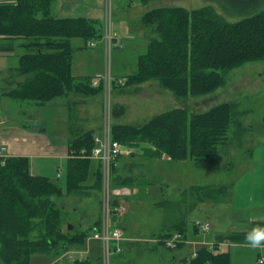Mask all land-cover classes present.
<instances>
[{
    "label": "trees",
    "instance_id": "1",
    "mask_svg": "<svg viewBox=\"0 0 264 264\" xmlns=\"http://www.w3.org/2000/svg\"><path fill=\"white\" fill-rule=\"evenodd\" d=\"M54 1L0 0V51L14 54L18 49L16 71L26 76L7 93L12 98L42 105L70 93L87 96L103 92L101 82L94 86L91 77H77L71 71L74 52L88 48L89 40H100L103 28L93 18L54 16ZM138 1L146 4L150 0ZM213 1L225 17L236 19L228 21L207 5L192 9L159 6L143 13L140 28L150 29L157 37L148 40L145 52L137 56L135 69L124 77V85L117 77L111 79L110 95L115 84L135 86L147 81H157L176 99L204 95L224 85L231 69L264 59V0ZM120 111V105H114L111 114L115 116ZM242 113L235 101L190 114L186 107H177L154 114L142 123H112L110 132L120 144L139 148L143 155L198 162L217 155L222 145L241 140ZM94 134L89 130L69 139L63 187L33 172L26 156H0V264H29L34 252L84 242L83 231L70 236L63 232L62 211L51 198L83 188L100 190L99 164L92 171L93 183L86 185ZM116 169L114 166L111 185L128 184ZM225 188L222 184H206L189 190L215 199ZM202 198L196 199L203 202ZM172 230L183 231L184 222ZM35 231L36 237L29 238ZM168 231L164 229L156 235L163 238ZM189 264L232 263L230 253L215 243L200 245Z\"/></svg>",
    "mask_w": 264,
    "mask_h": 264
},
{
    "label": "rangeland",
    "instance_id": "2",
    "mask_svg": "<svg viewBox=\"0 0 264 264\" xmlns=\"http://www.w3.org/2000/svg\"><path fill=\"white\" fill-rule=\"evenodd\" d=\"M97 1L100 3L101 9L97 10L100 14L96 19L99 21V26L104 29L106 0ZM170 5L182 6L187 9L207 5L213 6L222 15L224 13L218 10L216 6L218 4L213 0H150L146 4L138 0H133L132 2L128 0H110L106 8L107 18L110 20L107 24L110 25L113 31L116 29L117 36L112 42L110 50L105 52L104 62L103 54L100 55L99 51L104 49L103 41L100 39L96 42L95 47H98L99 50L95 48V51H98V53H93L91 61L93 70L98 68L99 72L103 71V64L106 63L111 79L115 77L124 79L129 73L133 72L136 65V57L145 52L150 38L157 37V33L152 32L148 28L143 30V34L138 33L140 16L144 10L147 11L155 7ZM223 17L228 21L236 19L228 16L225 17L224 15ZM117 26L120 28L119 33L116 28ZM154 82L156 84L152 82L151 89H146L145 93L134 91V86L116 85V87H111V112L115 104L124 107L123 113L117 118L112 114L110 115L111 123L122 122V120L128 119L133 122L132 124H136L146 121L154 114L172 108L186 107L188 114H190L193 112H203L221 102L235 101L238 104V109L243 112L239 118L242 126H244V130H241L239 127L241 130L240 141H233L231 144L222 145L217 155L210 159H204L198 165H195L192 159L155 160L154 164L148 163L147 165L150 164V166L146 168L144 165H133L140 164L138 160L144 158L143 156L146 155L124 156L125 159L130 160L128 161L130 162L128 167H130L131 172L137 171V168H139V173L136 174L137 180L148 183L156 182V186H158L155 190L152 185L149 190L146 187L140 189L139 195L136 196L139 201L132 200L135 194L128 197L132 201L129 204V208H132L133 211L130 210V213H135L138 218L145 217L144 223L139 222L142 225L141 227H143L142 229L145 230L143 233L149 235L152 232H159L162 225L184 219L186 222L184 225L187 228L188 234H192L193 226L191 222L196 218H200L202 220L209 219L211 224V228L207 230L196 229L198 236L204 237L212 231L226 232L236 226L244 225L248 227L255 219L264 220V206L253 205L255 209L252 206L247 211H241L232 206L231 198L232 184L236 179H239L249 171V162L255 150L258 147L264 146V59L247 61L241 66L231 69L225 77L224 85L204 95L176 99L169 90L162 88L157 81ZM81 96L85 99V103L91 106L93 111L92 116L96 117L98 123L101 124L103 106V103H101V92L96 95L87 96L71 93L68 97L70 99V97L77 98ZM54 100L55 103H59L61 106L64 105V107L66 106L67 100L65 98L58 97ZM80 106L81 112L82 109L85 110V106ZM69 109L71 108H65V113ZM61 110L64 111V108H61ZM10 113L19 118L15 106H12ZM35 118H38L37 113L35 114ZM47 127L44 129L46 131L44 135L46 139L58 142L64 141L66 143V139L63 136H61L62 138L59 135L51 137L49 135V131L51 130ZM33 128L37 127L34 126ZM239 128L236 129L239 131ZM42 137L40 135L36 136V138ZM161 157L163 158L164 156ZM34 160L43 163L44 168L48 170V173H45L47 174L46 176H49L53 181L62 183V187L64 186L66 170V159L64 157L55 156L51 159L34 158ZM96 164V158H92L90 174L86 185L94 179L92 171L95 169ZM37 171L35 172L40 174V171ZM58 172L61 174L60 177H57ZM152 178H155L156 181H153ZM192 184H211L215 186L222 184L226 188L215 199H206L203 193L199 192V194L195 195L193 191L189 190L188 187ZM183 189L186 190L182 194ZM146 194L152 195L146 197ZM200 196H203V202H195V199H200ZM101 198V191L95 187H90L51 199L54 200L55 204L62 211L60 223L63 232L70 236L74 232L85 231L91 258L100 259L104 254L106 256L104 263L112 264L115 257H121V260H123L124 255L129 256V254H125V251L122 249L120 251L114 250L112 239L109 240L112 250L108 253V250L105 251V247H102L101 240L92 238L96 222L100 219ZM175 203L181 204L180 211L177 209ZM170 207L174 210V219L170 218V212L165 211ZM143 212L145 216L142 214ZM120 217L121 215H118L116 220H119ZM110 227L120 228L121 226L111 221ZM35 235L36 231L34 233L31 232L29 238L34 239ZM222 244L220 249L228 250L231 253L232 264H259L260 259L264 260V250H252L247 246V243L235 245ZM63 250L60 248L59 250L56 249L50 252H34L30 254L29 264H55L57 260L62 261L63 264H73L67 255L62 252ZM167 251L172 252L173 249ZM99 264H102V262L99 261Z\"/></svg>",
    "mask_w": 264,
    "mask_h": 264
},
{
    "label": "crops",
    "instance_id": "3",
    "mask_svg": "<svg viewBox=\"0 0 264 264\" xmlns=\"http://www.w3.org/2000/svg\"><path fill=\"white\" fill-rule=\"evenodd\" d=\"M99 9H101V7H100V3L97 0H55L52 5L51 12L56 17L84 16V17L96 19L100 14V12H97V10ZM145 12L146 11L144 10L143 13ZM116 28L118 29V33H119L120 28L118 26ZM143 30L146 29L139 27L138 33L143 34ZM114 32L116 33V29H114ZM95 48L98 49V47L95 46L93 48L92 47L78 48L74 52L72 59V66H71V71L74 76L91 77V75H93L95 72H99L98 68L96 70H93L94 68L91 67L93 53L94 52L98 53V51H95ZM99 51H100V55L103 54V62H104V49ZM17 52H19L18 49L14 54L0 51V146L5 147V154L9 156H26L29 161V166L31 167L30 169L33 172L38 170L40 171V175L46 176L47 174L45 173H48V170L44 168L43 163L35 161L34 158L51 159L55 156H60L66 159L69 153L68 145H67L69 139L85 131L93 130L94 132H96L99 129L100 123H98L96 117L92 116L93 111L91 109V106L85 103V99L82 98V96L77 98L70 97V99L68 96L71 93L68 96H63V98L67 100L65 107L64 105L61 106L59 103H55L54 99L58 97L50 99L49 101H47L42 105H37L33 103L31 100H19L17 98L10 97L7 93L10 90L16 89L19 86V84L22 82V80L26 78V76L18 75L16 71L17 60H18V55H16ZM74 66H75V70H74ZM103 69H104V64H103ZM123 81L124 79L118 78V82L122 83V85H124ZM152 82L153 84H156L154 81H147L138 84L137 86L135 85L133 87L134 91L145 93L146 89H151L150 87L152 86ZM116 85L118 84H115L114 86L116 87ZM80 105L85 106L84 107L85 110L82 109V112ZM12 106H15L17 108V115L19 116V118L16 115L10 113ZM67 107L71 109H69L67 113H65V108ZM61 108H64V111L61 110ZM120 108L121 111L117 113V115H115L116 116L115 118H117L123 113L124 107L120 105ZM36 113L38 118H35ZM115 123L132 124L133 122L131 120L124 119L122 120V122H115ZM34 126L37 128H33ZM46 126H48L47 128L51 130L49 131V135L51 137H56L59 135V137L62 138L61 136H63L66 139V143H64V141L58 142L55 140L51 141L49 139H46L44 136L46 133V131L44 130ZM39 135L43 137L36 138V136ZM64 145L66 146V148ZM122 154H121L122 156L120 155L117 158L116 171H118L119 174L123 176V178H127L128 184L121 186H124L126 189H128L130 191V195L126 197L118 198V201L121 205V212L118 215H121V217L119 220H116V217L118 215H115L113 218V222L121 226L120 228L123 230L124 234L121 240L113 239V247L119 245L121 249L125 251V254H129V256L124 255L123 260H121V257H115L113 259L112 264H189L192 251L196 247H199V245L208 242L216 243L220 245V247L221 245H223L222 243H225L227 245L245 244L247 243L245 241V233L254 225L264 224V220L255 219L248 227L241 225V226H236L226 232L212 231L211 233H209L204 237L198 236L197 234L198 232L193 228H192V234H188L187 228L184 225L186 242L184 244L179 245L177 248L173 249L172 252H168L167 250L169 249L166 248L156 239V234L163 231L164 229L170 230L173 227H175V225L178 223H180V225L182 226L183 222L185 221L184 219L182 220L179 219L177 222H170L162 225L160 227L159 232H152L149 235L143 233L145 232V230L142 229L143 227H141L142 225H140L139 222L144 223L145 217L138 218V216L135 215V213L134 214L130 213V210L133 211L132 208H129V204L132 203V201H130L128 197L135 194L132 200L139 201V199H137L136 196L139 195L140 189H144L146 187V189L149 190L151 189V185H152L155 190V188L158 186H156V182H152V183L140 182L139 180L136 179L137 177L136 174L139 173V168H137V171L131 172L130 167H128L130 165V162L128 161L130 160L125 159L124 156L141 155V150L139 148L138 149L136 148L134 149V147H130L128 149L125 148ZM143 157L144 158L138 160L140 164H133V165H140V166L144 165L146 168H148L150 164L149 165L147 164L150 162L154 164L155 160H161V161L171 160L169 158L152 157L148 155ZM199 163H201V161L198 162L194 161L195 165H198ZM97 165L98 162L96 166ZM152 180L156 181L155 178H152ZM92 183L93 181L90 182L88 185ZM198 185H206V184H192L188 188ZM184 190L186 189L182 190V194L185 193L183 192ZM150 195L152 194H146V197ZM195 202H197V199H195ZM198 203L200 202L198 201ZM175 205L177 206V209L180 211L181 204L175 203ZM253 209H255L254 206ZM165 211L170 212V218L174 219V210L172 207H170ZM142 214L145 216L144 212ZM118 221L120 224L118 223ZM184 224H186V222ZM80 244L81 245L77 246V248L86 251V253L84 255L85 256L84 259L81 261H77L76 264L77 263L99 264V261H101L102 258L100 259L91 258L90 248L88 242H86V238L84 242ZM75 245H79V244L77 243ZM230 257L232 258L231 253H230Z\"/></svg>",
    "mask_w": 264,
    "mask_h": 264
},
{
    "label": "built area",
    "instance_id": "4",
    "mask_svg": "<svg viewBox=\"0 0 264 264\" xmlns=\"http://www.w3.org/2000/svg\"><path fill=\"white\" fill-rule=\"evenodd\" d=\"M108 1L105 4V27L103 31V43L105 52L110 50L112 45L113 37L115 33L113 32L109 23V18H107L106 8L108 7ZM95 42L88 41L89 46H93ZM101 82L103 86L102 92V111H101V124L99 130L93 135L94 146L90 150V157L96 158L99 162L100 173H101V217L99 224L95 227L92 232V238L99 239L102 242L105 251L108 250L110 253L109 240H119L122 237V231L118 227H110L112 221V214L117 213L121 210V206L115 203L114 199L125 194H129L130 191L125 187H113L112 177L113 168L116 165V158L122 152V144L119 141L111 137L110 127H111V106H110V83L111 78L105 66L104 72L94 73L92 76L91 84L96 86ZM4 146H0V156L3 155ZM82 153H85L82 149ZM193 226L197 229L207 230L210 228V223L207 220L196 219L193 221ZM184 234L180 231H173L170 235L163 239V243L168 248H173L179 243L184 242ZM109 247V248H108ZM116 251L120 250V247L115 248ZM104 251V253H105ZM107 253V255H108ZM85 254L84 250L81 249H69L65 252L69 260H79L83 258ZM195 251L193 252V256ZM104 254L102 257V264L105 260ZM262 259H260L261 261ZM55 264H63L62 262H55Z\"/></svg>",
    "mask_w": 264,
    "mask_h": 264
},
{
    "label": "clouds",
    "instance_id": "5",
    "mask_svg": "<svg viewBox=\"0 0 264 264\" xmlns=\"http://www.w3.org/2000/svg\"><path fill=\"white\" fill-rule=\"evenodd\" d=\"M231 198L232 206L241 211L253 205L264 206V146L255 150L249 171L232 184ZM245 241L252 250H264V224L251 227L245 233ZM259 264H264V260Z\"/></svg>",
    "mask_w": 264,
    "mask_h": 264
},
{
    "label": "water",
    "instance_id": "6",
    "mask_svg": "<svg viewBox=\"0 0 264 264\" xmlns=\"http://www.w3.org/2000/svg\"><path fill=\"white\" fill-rule=\"evenodd\" d=\"M69 227H71V226H69Z\"/></svg>",
    "mask_w": 264,
    "mask_h": 264
}]
</instances>
